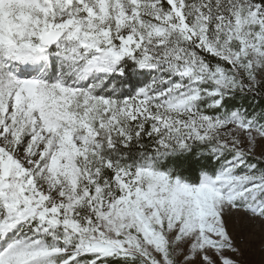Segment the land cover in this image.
<instances>
[{"label": "snow or ice", "instance_id": "6c2138e0", "mask_svg": "<svg viewBox=\"0 0 264 264\" xmlns=\"http://www.w3.org/2000/svg\"><path fill=\"white\" fill-rule=\"evenodd\" d=\"M0 264H264V0H0Z\"/></svg>", "mask_w": 264, "mask_h": 264}, {"label": "rangeland", "instance_id": "374dc122", "mask_svg": "<svg viewBox=\"0 0 264 264\" xmlns=\"http://www.w3.org/2000/svg\"><path fill=\"white\" fill-rule=\"evenodd\" d=\"M256 259H259V257L257 256Z\"/></svg>", "mask_w": 264, "mask_h": 264}]
</instances>
